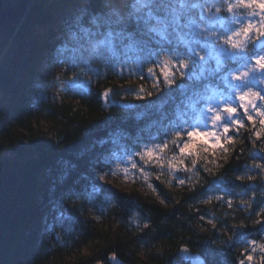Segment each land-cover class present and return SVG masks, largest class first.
I'll return each instance as SVG.
<instances>
[{
    "label": "trees",
    "instance_id": "obj_1",
    "mask_svg": "<svg viewBox=\"0 0 264 264\" xmlns=\"http://www.w3.org/2000/svg\"><path fill=\"white\" fill-rule=\"evenodd\" d=\"M213 1L228 0H91L90 12L73 17L77 0H30L0 56V264H53L66 249L89 243L91 256L65 264H190L183 249L207 264H264V249L254 251L264 246V170L255 167L264 165V142L252 128L236 133L217 173L198 163L194 177L192 165L186 180L194 189L160 185L164 204L99 178L114 155L172 140L194 122L217 75L169 87L148 69L156 58L192 53L180 36L186 23L202 20L194 6ZM93 46L96 54L81 55ZM54 63L71 84L61 103L34 82ZM139 71L152 93L142 99L139 84L127 83ZM106 89L115 92L108 102ZM42 115L55 127L49 139L35 128ZM104 197L100 224L89 212Z\"/></svg>",
    "mask_w": 264,
    "mask_h": 264
},
{
    "label": "rangeland",
    "instance_id": "obj_2",
    "mask_svg": "<svg viewBox=\"0 0 264 264\" xmlns=\"http://www.w3.org/2000/svg\"><path fill=\"white\" fill-rule=\"evenodd\" d=\"M238 3H240V0H228L225 2V5L229 6ZM243 3L260 4L264 3V0H243ZM212 5L221 6L222 4L213 1L211 3L195 5L194 7H197L202 20L186 23V34L180 36V42L183 44V47L190 49L192 53H190V55L177 53L163 58H156L154 60L153 69L154 75L164 81L163 70L168 67V65L164 63V60L167 58L171 61V67L169 70L175 73V81L182 78L196 82L205 80L211 75H217L215 76L217 83L213 85V87L211 86L207 90L203 99L200 100L201 102L199 103L202 104L197 110V117L194 119L192 125L185 127L183 131L177 132L184 137L185 142L187 141V133L193 131L201 133L200 136L194 137L195 144L192 151L200 153L202 157H206V159H200L197 164H201L204 168L209 169L208 171L215 174L220 169L223 159L228 154V151L225 152L224 149H228L229 144H225L223 139H221L219 145H217L214 140L204 136L203 133L212 131L222 133V126L213 127L212 124L213 113H215L217 109H222L223 107L221 101L228 99L231 102V106L237 108L236 118L245 123V127L241 129L250 127L252 129L255 128L256 130H260L262 127L260 124V118L257 117L256 114L260 109L258 108L253 111L251 107H249L248 112H250L252 116V120H249L247 114H245V108L243 105L248 103V99L251 98L249 97L246 98L245 101H241L239 99V94L248 91L250 85L251 91L264 95V83H261V81L264 80V71H261L260 68L257 67L256 71L250 74L248 85H245L243 82L237 81L232 77L244 71L246 65L252 67L255 64L256 53L253 54L251 52L255 43L259 41L264 42V37L258 36V30L262 23H264V10H261L259 7H235L231 12H228L226 8L219 13H217L214 8L211 12L206 11V9L210 8ZM179 7L184 8V5L180 4ZM179 10L180 9H177V11ZM248 24L253 25V30L249 33L250 39L245 41L247 51L233 50L230 45H225L223 43L225 38L232 36L234 30L239 31L242 27H245ZM213 33H215V35H212ZM239 39L243 40L244 38L240 37ZM254 49L256 50L255 47ZM196 53L205 55L207 58L204 61H200L195 55ZM181 60L193 61L194 64L189 63L188 68L181 69L179 67V61ZM236 63H239L238 67L232 69L233 65ZM181 71L184 73L183 76L181 75ZM136 75L140 76L139 80L130 79L127 83L139 84L138 89H144L141 72H137ZM20 76L21 78L28 77V71L22 72ZM34 82L36 85H40L43 89L49 91L55 101L61 103L68 100L66 92L71 87V84L67 83L65 71L61 65L54 63L49 68H47L46 65H43L38 71ZM174 84L175 82L171 86ZM137 93L142 95L139 91ZM255 102L259 105H264V101L257 100ZM196 106L199 107L198 104H195L192 108ZM209 109L212 111H209ZM34 123L36 130L43 137L49 139L55 134L54 124L46 116L42 115L39 121L35 120ZM228 123L232 127V131L229 135L235 140L236 133L240 132L241 129L237 131L232 120ZM260 137L264 142V132H261ZM170 141V139H167L164 143H168L169 148L171 149L173 146ZM146 146L147 148H152L154 145L144 144L141 146L140 151H144ZM205 147L208 148L209 151L201 152V149ZM178 153L179 147H176L175 153L169 151L166 156L168 159H171L173 154ZM191 159L192 158L185 159V165L190 169L189 172H185L183 168H180L175 172H172L168 168H164V174L160 175V179H156V176L160 174L161 169L155 161L151 162V164L146 163L140 159L139 155H137V151L134 153L117 154L106 163L103 172L99 174V178L104 174H108L106 179H100L105 185L118 187L127 192L138 191L144 195L153 196L161 200L160 185L175 190L187 185L186 183L181 186L178 183V180H186V177L191 173ZM129 161H135L136 164L142 168L143 172L150 174L149 182L157 189L156 192H153L147 187L145 176L142 174V171L133 169L132 164L129 163ZM217 164L220 165V167H216ZM124 170L128 171V175L124 174ZM96 207L97 211L95 210V213H93L91 210L89 214L100 224H104L106 220L105 197L96 203ZM136 226L138 225L136 224ZM94 246L95 243H89L76 250L66 249L63 254H61V258L53 264H65L70 261H78L83 257H89L93 253ZM187 250V252L183 251V257L188 260L190 264H202L204 259L200 254L192 252L189 249ZM260 250H262V247L256 246L254 251L257 252ZM140 255L145 259L150 255V251L143 248Z\"/></svg>",
    "mask_w": 264,
    "mask_h": 264
},
{
    "label": "snow or ice",
    "instance_id": "obj_3",
    "mask_svg": "<svg viewBox=\"0 0 264 264\" xmlns=\"http://www.w3.org/2000/svg\"><path fill=\"white\" fill-rule=\"evenodd\" d=\"M235 7H245V8L259 7L261 10H264V3H260V4L243 3V0H240V3L238 4L229 5L228 10L233 11V8ZM252 30H253V25L251 24H248L247 26L242 27L239 31L234 30L231 37L225 38L224 44L230 45V47L233 50L247 51V46H246L245 41L247 39H250L249 33ZM258 36L264 37V23H262L261 27L258 30ZM240 37H243L244 39L240 40L239 39ZM195 55L199 58L200 61H204L207 58L205 55H200L199 53H196ZM255 57H256L255 64L252 67H248L246 65L244 71L240 72L237 75H234L232 78L237 81L243 82L245 85H248L250 74L254 73L257 67H259L261 71H264V48H262L260 52L256 53ZM164 63L168 65V67H166L163 70L164 83L170 87L175 82L174 80L175 73L169 70V68L171 67L170 60L165 58ZM189 63L194 64L193 61L181 60L179 61V67L181 69L188 68ZM148 72L149 74H154V69L149 68ZM181 75L182 76L184 75L183 71H181ZM261 83H264V80H262ZM152 87L155 89V88H158L159 85L158 83H153ZM139 92L141 94H146L149 96L152 95L151 92L145 93V90L143 88H140ZM102 95H103L105 102H108V98L112 95H115V92H113L112 89H106L104 90ZM249 97L251 99H248V103L244 104L243 107L245 108V114H247L249 120H252V116H251V113L248 112V108L251 107L253 111H255L258 108L260 109L259 111H257L256 114H257V117L260 118V124L262 125V127L260 130H256L255 128L252 129V131L254 132V135L257 137H260L261 132H264V105H259L255 101L257 100L264 101V95L251 91V88L249 85L248 91L242 92L239 94V99L241 101H245L246 98H249ZM142 98H143V95L137 96V99H142ZM221 104L223 105L222 109H217L216 112L213 113L212 124H213V127L222 126L223 128L222 133H217V132L212 131V132H205L203 133V135L208 137L209 139L214 140L217 145H219L221 139H223L225 144H231L234 142V140H233V137L229 135V133L232 131V127L231 125H229L228 121L232 120L233 124L236 126L237 131L241 128H244L245 123L242 122V120L236 118L237 108L231 106V102L228 99L222 100ZM209 111H212V110L209 109ZM200 135L201 133L198 131L189 132L187 133V141L185 142L184 137L180 133H176L174 138L170 141L171 145L173 146L171 149L169 148L168 143L161 142L159 145H154L152 148H147L146 146L144 151L138 150L137 155H139L140 159L145 161L146 163L151 164V162L153 161L156 162V164L161 169V172L159 175L156 176V179H160V175L164 174L163 172L164 168H168L172 172H175L179 170L180 168H183L185 172H189L190 169L185 165L186 158H192L191 159V163L193 165L192 175L194 177H198V170L195 169V165L200 159H206V157H202L200 153L198 152H193L192 149L195 144L194 137H198ZM176 147H179V153L173 154L171 156V159H168L166 154L169 151L175 153ZM207 151H209V149L206 147L201 149V152H207ZM224 151L227 152L228 149H224ZM129 163L132 164L133 169L142 171V174H144L145 176V183L147 184V187L151 189L153 192H156L157 189L149 182L150 174L143 172L142 168L139 165H137L135 161H129ZM216 167H220V165L217 164ZM255 167L261 168L262 170H264V165H256ZM206 170H209V169L206 168ZM124 174L128 175V171L124 170ZM107 175L108 174H104L100 176V179L102 180L106 179ZM249 179H251V177H249ZM196 182L198 183V180ZM178 183L181 186L188 183L190 188L192 189L195 188V183H190L184 179H179ZM215 199L222 200L223 197L218 196V197H215ZM165 202L166 201L163 199L160 200L161 204H164ZM202 203H210V201L205 200V201H202ZM226 203L228 204L229 207H231L232 201L229 200V201H226ZM61 217L63 218V212L61 213ZM259 222L260 221H257V223ZM209 223H212V221H209ZM142 226L143 228L149 227L147 223L143 224ZM261 247L262 249H264V246H261ZM182 251L187 252L188 250L183 249ZM251 258H252L251 256L248 257L249 260H251ZM113 259H115V257H113ZM202 264H207V261L204 260Z\"/></svg>",
    "mask_w": 264,
    "mask_h": 264
},
{
    "label": "water",
    "instance_id": "obj_4",
    "mask_svg": "<svg viewBox=\"0 0 264 264\" xmlns=\"http://www.w3.org/2000/svg\"><path fill=\"white\" fill-rule=\"evenodd\" d=\"M30 0H0V51L5 50L22 25ZM257 50L264 48V42L255 43ZM228 122H231L229 120ZM219 184V181H215Z\"/></svg>",
    "mask_w": 264,
    "mask_h": 264
},
{
    "label": "clouds",
    "instance_id": "obj_5",
    "mask_svg": "<svg viewBox=\"0 0 264 264\" xmlns=\"http://www.w3.org/2000/svg\"><path fill=\"white\" fill-rule=\"evenodd\" d=\"M129 2H130V0H113V3H115L117 5L127 4ZM77 3L79 4V7L74 9L73 17L78 16L80 13H85V12L91 11V9L88 7L89 4L91 3V0H77ZM213 8L215 9V11L217 13H219L221 10H223L225 8L228 12H231L228 10V5H221V6L212 5L210 8L206 9V11L211 12ZM112 10L113 11H122V9H120V8H116V9H112ZM65 23H66L67 28H71L72 24L74 23V19L68 20ZM212 35H215V33H213ZM224 41H225V39L223 40V43H224ZM97 51H98V49L95 46H93V47H91L90 50L88 48H85L84 51L81 53V55L82 56L85 54L93 55V54H96ZM3 53H4V49L2 51H0V56H2Z\"/></svg>",
    "mask_w": 264,
    "mask_h": 264
}]
</instances>
